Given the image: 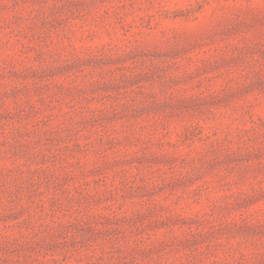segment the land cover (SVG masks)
Returning a JSON list of instances; mask_svg holds the SVG:
<instances>
[{
    "label": "rangeland",
    "instance_id": "obj_1",
    "mask_svg": "<svg viewBox=\"0 0 264 264\" xmlns=\"http://www.w3.org/2000/svg\"><path fill=\"white\" fill-rule=\"evenodd\" d=\"M0 264H264V0H0Z\"/></svg>",
    "mask_w": 264,
    "mask_h": 264
}]
</instances>
